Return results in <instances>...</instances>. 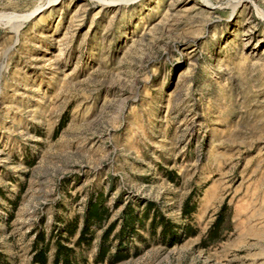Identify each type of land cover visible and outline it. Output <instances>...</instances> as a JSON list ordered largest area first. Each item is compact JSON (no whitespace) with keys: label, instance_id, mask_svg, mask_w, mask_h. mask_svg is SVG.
<instances>
[{"label":"rangeland","instance_id":"374dc122","mask_svg":"<svg viewBox=\"0 0 264 264\" xmlns=\"http://www.w3.org/2000/svg\"><path fill=\"white\" fill-rule=\"evenodd\" d=\"M97 200L92 245L64 239ZM57 242L264 264V0H0V264Z\"/></svg>","mask_w":264,"mask_h":264},{"label":"trees","instance_id":"16d2710c","mask_svg":"<svg viewBox=\"0 0 264 264\" xmlns=\"http://www.w3.org/2000/svg\"><path fill=\"white\" fill-rule=\"evenodd\" d=\"M186 215H191L193 213L192 209L185 210ZM106 216V217H105ZM107 219V210L105 208H101L100 202L97 200L93 204H91L87 210L86 216L84 218L83 226L79 228L78 219L74 222L70 223L66 228V233L68 235L67 238L63 237L69 242H72L73 238L77 235L79 231V235L77 240L75 241V246L82 247V246H91L92 245V238H89L88 235L92 232L93 227H101L103 222ZM224 223V218H220L214 227L209 231L206 239L204 240V245L208 246L220 238L221 234V227ZM156 222L153 224V229H156ZM115 224L109 226L108 230L103 235V242L109 238L111 233L115 229ZM124 231L120 232L117 235L118 239H121L124 236ZM194 235V234H192ZM44 240L43 235L37 236V242L35 243L36 247ZM35 256L33 264H48V247L47 244L43 246L42 249L39 250ZM104 252L103 249L100 253ZM74 248H69L62 244L61 242H57L56 253L54 259L51 264H81L79 261L74 260ZM99 258L102 260L104 259V253L99 254ZM98 258V259H99ZM86 264V262L83 261Z\"/></svg>","mask_w":264,"mask_h":264},{"label":"bare ground","instance_id":"6f19581e","mask_svg":"<svg viewBox=\"0 0 264 264\" xmlns=\"http://www.w3.org/2000/svg\"><path fill=\"white\" fill-rule=\"evenodd\" d=\"M21 24H22V23H21ZM13 25H14V24H13ZM14 27H15V25H14ZM14 27H13V28H14ZM18 28H20V26H18V27L16 28V32H18Z\"/></svg>","mask_w":264,"mask_h":264}]
</instances>
